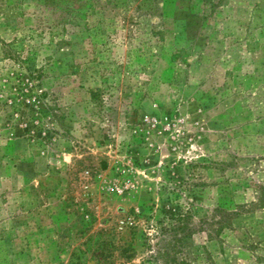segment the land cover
<instances>
[{
  "label": "rangeland",
  "instance_id": "rangeland-1",
  "mask_svg": "<svg viewBox=\"0 0 264 264\" xmlns=\"http://www.w3.org/2000/svg\"><path fill=\"white\" fill-rule=\"evenodd\" d=\"M0 264H264V0H0Z\"/></svg>",
  "mask_w": 264,
  "mask_h": 264
}]
</instances>
